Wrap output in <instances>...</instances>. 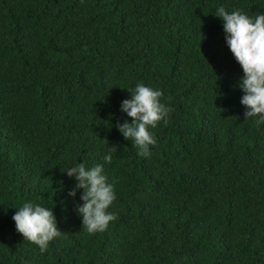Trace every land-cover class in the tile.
<instances>
[{"label": "trees", "instance_id": "1", "mask_svg": "<svg viewBox=\"0 0 264 264\" xmlns=\"http://www.w3.org/2000/svg\"><path fill=\"white\" fill-rule=\"evenodd\" d=\"M264 0H0V264H264V122L245 118L243 75L217 5ZM162 90L167 123L147 157L115 126L127 87ZM112 160L105 163V152ZM104 165L115 213L88 234L63 171ZM51 207L43 252L15 207Z\"/></svg>", "mask_w": 264, "mask_h": 264}, {"label": "clouds", "instance_id": "2", "mask_svg": "<svg viewBox=\"0 0 264 264\" xmlns=\"http://www.w3.org/2000/svg\"><path fill=\"white\" fill-rule=\"evenodd\" d=\"M214 14L221 18L225 42L243 72L237 86L243 91L240 103L245 106L244 116L256 117V123L264 122V11L249 15L239 9L226 10L219 4ZM127 89L131 95L121 100L120 110L132 119L117 121L115 126L131 141L137 156L147 157L150 146L156 143L151 129L156 128L158 122L167 123L170 106L161 101L163 93L159 88L136 82ZM102 159L105 163L111 162V148ZM63 171L75 180L68 196L75 197L77 190L82 189L79 195L82 203L77 205L76 211L81 216L83 230L88 234L104 231L115 219L109 207L116 198L114 183L105 174L104 165L86 166L81 161L70 164ZM13 207L16 209L12 214L16 231L24 240L37 245L41 252L50 240L60 235L51 207L32 201Z\"/></svg>", "mask_w": 264, "mask_h": 264}]
</instances>
